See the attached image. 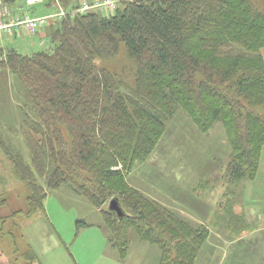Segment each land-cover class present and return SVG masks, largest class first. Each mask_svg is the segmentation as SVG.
I'll list each match as a JSON object with an SVG mask.
<instances>
[{
  "label": "trees",
  "instance_id": "trees-1",
  "mask_svg": "<svg viewBox=\"0 0 264 264\" xmlns=\"http://www.w3.org/2000/svg\"><path fill=\"white\" fill-rule=\"evenodd\" d=\"M59 1L65 9L80 2ZM46 9L55 10L53 0ZM46 29L51 50L0 46V68L17 76L35 118L26 125L30 163L5 150L30 190L27 214L44 210L47 189L70 183L95 207L117 199L123 215L102 210V219L119 258L133 230L158 247V264H194L208 229L131 188L112 167L126 173L145 160L163 120L181 110L201 132L221 121L230 179L255 177L264 145V0H126L112 15L88 10L51 18ZM122 50L121 63L130 64L115 68Z\"/></svg>",
  "mask_w": 264,
  "mask_h": 264
},
{
  "label": "rangeland",
  "instance_id": "rangeland-1",
  "mask_svg": "<svg viewBox=\"0 0 264 264\" xmlns=\"http://www.w3.org/2000/svg\"><path fill=\"white\" fill-rule=\"evenodd\" d=\"M0 1L13 12L19 10L21 16L28 13L30 17H42L52 12L46 9L45 2L48 0L39 1L31 7L26 6V0H14L10 4ZM124 1L115 0L110 10L103 6L89 10L109 16L116 8L122 7ZM35 30L43 31V38L37 32L29 34V29L24 26L2 30L0 46L28 55L51 50L46 25ZM123 56L122 50L111 65L119 68ZM20 89L21 82L17 76L0 68V264H58L62 255L74 264H158V247L141 240L133 230L129 232V245L123 259L118 257L116 248L108 244L102 210H108L112 197L100 207H95L77 193L72 184L63 183L55 189H47L44 210L27 214L30 190L14 172L13 161L5 152L6 149H13L27 164L30 163L28 135L32 130L26 125L31 126L35 118L28 113L30 111L23 103ZM163 121V133L145 160L133 163L126 173L121 164L112 168L122 171L128 186L175 212L191 226H205L209 231L206 241L227 242L236 239L248 228L256 229L250 237L254 241L251 245L255 246L257 264H264V250H261L264 231L258 229L263 227V222L247 224L244 215L239 214L236 208L242 205L245 184L251 179H230V148L222 122L216 121L206 132H201L181 110ZM43 178H38L42 187ZM110 182L115 189L113 196L119 195L114 181ZM78 219H83L88 225L77 226ZM58 235L63 244H60ZM206 241L194 264H218V256L228 243L211 248ZM235 249H243V243ZM214 253L217 254L216 262L206 259L208 254Z\"/></svg>",
  "mask_w": 264,
  "mask_h": 264
},
{
  "label": "crops",
  "instance_id": "crops-1",
  "mask_svg": "<svg viewBox=\"0 0 264 264\" xmlns=\"http://www.w3.org/2000/svg\"><path fill=\"white\" fill-rule=\"evenodd\" d=\"M29 34L37 32L40 37L44 35V32H40V30L35 31H27ZM43 38V37H42ZM261 54L264 58V47L261 49ZM225 130V129H224ZM225 133V131H224ZM226 135V133H225ZM239 214L244 215L245 219L247 220V224L251 223L253 221H262V228H258L264 231V146L261 148L260 152V158H259V164L257 168L256 175L253 179L248 180L245 184V190L243 194V203L241 206L236 207ZM235 212V213H238ZM250 221V222H249ZM88 225V224H87ZM105 225V224H104ZM245 230V229H244ZM256 229L248 228L243 233H241L236 239H232L230 241H220L218 243H214L212 241H206V245L208 247H220V243H227L225 244V247L223 249V252L221 256H218L220 259L218 261V264H257V259L255 258V246L251 245V243H254V241L250 238L252 233ZM107 233V231H104ZM108 235V234H107ZM246 236V237H245ZM106 237V235H105ZM60 244H63L64 242L58 235ZM246 238V239H244ZM106 240L109 245L111 243L109 242L108 237H106ZM241 240V241H240ZM209 243V244H208ZM243 243V249L236 250L235 247L238 246V244ZM205 245V246H206ZM112 246V245H111ZM113 247V246H112ZM254 248V249H253ZM262 248L260 249L264 250V242L262 244ZM218 254V252H217ZM217 254H208L206 256V259L214 260L213 262H216ZM62 255V254H61ZM63 256V257H62ZM60 256V263L58 264H74L71 260L64 257V255ZM119 257V255H118ZM208 257V258H207ZM72 259V258H71ZM121 259V258H120Z\"/></svg>",
  "mask_w": 264,
  "mask_h": 264
},
{
  "label": "built area",
  "instance_id": "built-area-1",
  "mask_svg": "<svg viewBox=\"0 0 264 264\" xmlns=\"http://www.w3.org/2000/svg\"><path fill=\"white\" fill-rule=\"evenodd\" d=\"M39 1L44 0H26L27 7H31L32 5L39 3ZM55 3V10L49 13L47 16L42 17H30L31 15L26 13L21 16L20 11L13 12L12 9L3 6L0 1V31L2 30H10L12 27L24 26V28L29 29V31H33L38 29L39 27H43L47 24L49 19L55 18L58 20L65 19L67 17H74L77 14H83L91 7L103 6L110 10L114 7L115 0H84L82 4L78 7H73L70 9H65L59 2V0H53ZM47 2V1H46ZM45 2V4H46ZM23 14V13H22Z\"/></svg>",
  "mask_w": 264,
  "mask_h": 264
},
{
  "label": "water",
  "instance_id": "water-1",
  "mask_svg": "<svg viewBox=\"0 0 264 264\" xmlns=\"http://www.w3.org/2000/svg\"><path fill=\"white\" fill-rule=\"evenodd\" d=\"M108 209L114 211L117 216L121 217L123 215V210L120 207L116 198H111L108 203Z\"/></svg>",
  "mask_w": 264,
  "mask_h": 264
}]
</instances>
